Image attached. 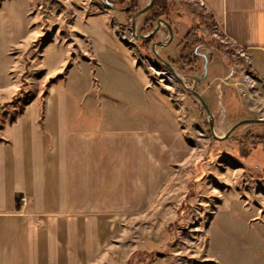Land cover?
I'll use <instances>...</instances> for the list:
<instances>
[{
    "label": "crops",
    "instance_id": "obj_1",
    "mask_svg": "<svg viewBox=\"0 0 264 264\" xmlns=\"http://www.w3.org/2000/svg\"><path fill=\"white\" fill-rule=\"evenodd\" d=\"M193 1L250 56L264 104V0ZM106 34L96 36L97 64H75L66 82L56 77L65 54H48L47 80L56 82L44 102L38 97L1 128L0 264L97 261L129 215L148 207L190 155L187 94L175 103L150 90L139 65L109 46L115 41ZM172 44L161 52L176 61L181 53ZM198 53L209 71L195 87L214 114L222 107L219 130L229 131L226 121L242 119L243 96H224L230 74Z\"/></svg>",
    "mask_w": 264,
    "mask_h": 264
},
{
    "label": "rangeland",
    "instance_id": "obj_2",
    "mask_svg": "<svg viewBox=\"0 0 264 264\" xmlns=\"http://www.w3.org/2000/svg\"><path fill=\"white\" fill-rule=\"evenodd\" d=\"M191 1L167 0L173 49L181 55L175 61L176 54L166 55L158 48L161 56L169 63L178 62L187 34L196 29V36L212 45L199 46L197 52L206 53L208 61L215 59L213 70L231 76L224 79L230 83L223 87L224 96H243L237 113L242 119L226 121L225 129L244 119L264 118L257 77L253 76L254 98L234 84H246L245 74L251 73L248 59L241 55L245 51L225 35L220 38L222 31L211 15L200 3ZM149 2L140 0L141 8ZM148 13L138 20V35L151 32L139 31L150 17ZM132 22L125 6L108 5L106 0H0V132L20 110L43 97L49 76L43 62L48 54H65L61 74L56 77L66 82L75 64L78 69L82 61L97 64L95 50L102 47L97 46L100 39L96 36L106 31L117 43L109 46H118L116 52L139 65L150 90L175 103L179 94H187L190 109L185 119L190 130L185 136L191 149L188 159L174 166L157 198L129 215L107 250L91 264H264V148L252 150L254 140L250 137L264 136V123L244 125L226 140L215 139L201 103L153 52L148 55L143 50L141 40L132 34ZM163 29L165 35L157 34L159 41L168 39V31ZM218 41L220 51L216 50ZM175 69L197 90L194 77L204 74L205 60L197 72L187 67V75ZM69 88L76 92L75 86ZM220 110L212 113L216 133L223 136L228 131L219 130L222 107Z\"/></svg>",
    "mask_w": 264,
    "mask_h": 264
},
{
    "label": "trees",
    "instance_id": "obj_3",
    "mask_svg": "<svg viewBox=\"0 0 264 264\" xmlns=\"http://www.w3.org/2000/svg\"><path fill=\"white\" fill-rule=\"evenodd\" d=\"M112 5L115 6H125L126 14L128 15L129 19L132 21L133 18L137 15V13L142 9L140 6V0H108ZM168 3L167 0H155V3L148 13L150 17L145 18L143 25L140 26V33H145L147 31H152L158 21L160 19H166L167 22H170L168 18ZM197 30L194 29V31H191L187 34V44L182 48V56L180 57V60L178 62L171 61L170 63L177 68L182 74H186L185 70L187 67L192 68L193 72H197L201 68V62L203 61V56L197 52V47L199 46H209L212 45L207 42L205 39L199 38L196 36ZM219 32V31H218ZM219 36H224L223 32H220L218 34ZM220 36V38H221ZM159 41V38L157 35L152 37L151 39H145L140 41V45L142 46L143 50L146 51L148 55L152 54L153 46L155 43ZM216 50H221V43L218 41ZM251 74L255 77H257V74L254 70L250 69ZM187 75V74H186ZM56 79H49L47 82L44 95H43V102L46 98V96L49 94V88L55 84ZM253 138L254 142L252 143V150L256 149L257 147H263L264 148V136H250ZM249 137V138H250ZM256 147V148H255ZM248 152V151H246ZM242 153H244V150H242ZM248 156L247 158H249Z\"/></svg>",
    "mask_w": 264,
    "mask_h": 264
},
{
    "label": "water",
    "instance_id": "obj_4",
    "mask_svg": "<svg viewBox=\"0 0 264 264\" xmlns=\"http://www.w3.org/2000/svg\"><path fill=\"white\" fill-rule=\"evenodd\" d=\"M106 2L108 3V5H112L108 0H106ZM154 3H155V0H150V2L143 9H141L137 13V15L134 17L133 22H132V34L137 41H140L143 39H151L152 37L157 35L162 30L163 27L167 29L168 39L165 41H158L156 44H154L153 53L157 57V59L169 69V71L174 75L176 80L186 89V91L192 94L201 103L203 109L205 110L206 114L209 117V123H210V128H211L213 137L217 140H226L230 138L240 127L244 125L264 123V118L244 119L236 123L225 135L219 136L216 133L214 114L212 113L209 105L207 104L202 94L199 93L194 88L190 87L188 83L179 75L178 71L173 67V65L169 63L167 60H165L161 56L160 52L158 51V48H164L168 46L173 40L174 31H173V27L171 26V24L164 19H160L157 23V26L150 33L143 34V35H138L137 33L139 18L142 15H145L146 13H148L152 9ZM112 6H115V5H112ZM208 71H209L208 62H206L204 74L200 77H194V81L201 82L208 75Z\"/></svg>",
    "mask_w": 264,
    "mask_h": 264
},
{
    "label": "built area",
    "instance_id": "obj_5",
    "mask_svg": "<svg viewBox=\"0 0 264 264\" xmlns=\"http://www.w3.org/2000/svg\"><path fill=\"white\" fill-rule=\"evenodd\" d=\"M241 55L246 56V58L249 61V64L250 65L252 64L251 58H250L249 55H246L245 52L244 53L242 52ZM232 74L234 75V70L233 69H232ZM245 75H246V78H247V83L243 85V84H241V82H239V83H235V85L238 86V87H244L246 89L248 95H249V98H254L252 96L253 95L252 93L255 92V84H254L255 80L253 79V75L250 72L246 73ZM232 164H234V162Z\"/></svg>",
    "mask_w": 264,
    "mask_h": 264
},
{
    "label": "flooded vegetation",
    "instance_id": "obj_6",
    "mask_svg": "<svg viewBox=\"0 0 264 264\" xmlns=\"http://www.w3.org/2000/svg\"><path fill=\"white\" fill-rule=\"evenodd\" d=\"M152 52H153V50H152Z\"/></svg>",
    "mask_w": 264,
    "mask_h": 264
},
{
    "label": "bare ground",
    "instance_id": "obj_7",
    "mask_svg": "<svg viewBox=\"0 0 264 264\" xmlns=\"http://www.w3.org/2000/svg\"><path fill=\"white\" fill-rule=\"evenodd\" d=\"M209 69V68H208Z\"/></svg>",
    "mask_w": 264,
    "mask_h": 264
}]
</instances>
